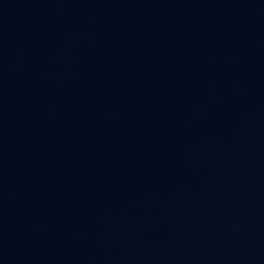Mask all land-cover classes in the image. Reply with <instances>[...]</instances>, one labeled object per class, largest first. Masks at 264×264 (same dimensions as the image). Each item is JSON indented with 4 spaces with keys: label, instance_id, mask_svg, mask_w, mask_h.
<instances>
[{
    "label": "water",
    "instance_id": "95a60500",
    "mask_svg": "<svg viewBox=\"0 0 264 264\" xmlns=\"http://www.w3.org/2000/svg\"><path fill=\"white\" fill-rule=\"evenodd\" d=\"M0 264H264V0H0Z\"/></svg>",
    "mask_w": 264,
    "mask_h": 264
}]
</instances>
